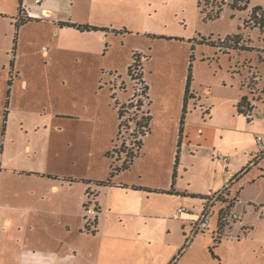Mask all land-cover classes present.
Segmentation results:
<instances>
[{
  "label": "crops",
  "instance_id": "1",
  "mask_svg": "<svg viewBox=\"0 0 264 264\" xmlns=\"http://www.w3.org/2000/svg\"><path fill=\"white\" fill-rule=\"evenodd\" d=\"M101 2L104 6L97 8L103 11L113 13L117 8L110 0ZM93 4L94 0H42L39 4L35 0H18L16 18L18 20L21 13L23 19H30L20 26L23 29L32 25L43 26L54 43L57 41L54 44L57 50H62L64 42L76 41L84 43L88 53L93 36L89 34H97L99 39L102 37V42L107 35H125V29L116 33L111 23L92 21ZM253 7L264 10V0H249L248 10L231 11L242 13L244 20ZM227 8L226 5L224 9ZM63 24H91L105 31L81 32ZM255 32L260 34L262 43H259L261 38L255 39ZM240 33L246 38L245 45L254 50H228L226 53L248 56L236 62V65L241 64L240 73H235L237 92L217 93V86L205 84L207 88L201 94L196 91L195 76L191 75L185 102L187 75L184 74L176 96L172 97L168 89L161 92L163 117L160 133L153 137L152 132H148L140 154L133 161L142 163L143 167L135 172L132 163L129 169L112 177L108 175L102 181L85 182L82 176H73L69 170L66 172L56 166L62 157L39 150L35 132L55 119L50 116L39 118L34 114L13 119L11 115L19 113L15 90L7 101L10 116L0 135V264H170L174 259L176 264L195 251V242L203 246L204 234L210 225L194 234L188 246L185 243L206 201L224 190L231 197L233 186L244 182L264 162L263 158L256 165L251 164L244 174L232 181L233 176L244 170L257 154L256 138L261 137L264 141V133L257 135L253 132L247 144L240 132L244 122L249 125L263 121L264 115L262 120L257 118L248 122L236 111L240 98L248 95L242 84L252 74L256 75L258 85L264 87V31L243 27ZM224 37L218 36L211 42ZM190 42L195 40H188ZM211 48L212 60H222L223 51L218 47ZM193 49L191 46V52ZM50 50L41 47L43 61L48 62L53 57ZM252 53L258 55L257 61L250 57ZM187 64L189 67V61ZM233 80L231 77L230 83L225 82V88L228 85L232 90ZM27 87V81L21 79L19 87L15 85L13 88L26 90ZM184 103L186 114L181 126ZM263 110L264 103L254 107L252 112L259 117ZM151 138H155V145L146 152ZM219 155L227 161L218 159ZM123 158L120 157L118 162ZM107 181V185H100ZM91 203H94L90 210L94 211L95 224L83 225L82 206L88 207ZM216 203L221 204L219 200ZM180 204L187 212L173 219L172 215ZM242 217L240 214L239 221ZM216 233L214 230V237Z\"/></svg>",
  "mask_w": 264,
  "mask_h": 264
},
{
  "label": "rangeland",
  "instance_id": "2",
  "mask_svg": "<svg viewBox=\"0 0 264 264\" xmlns=\"http://www.w3.org/2000/svg\"><path fill=\"white\" fill-rule=\"evenodd\" d=\"M110 1L117 6L113 13L97 8L102 2L94 0L90 18L100 24L111 23L116 33L125 29V35H107V39L102 42V37L99 39L97 34H89L93 35L90 38L92 47L86 53L84 43L76 41L64 42L62 50H57L54 47L57 41L54 43L43 26L16 29L18 0H0V135L10 116L7 113V101L16 90L15 101L18 102L19 113L12 114V118L23 119L34 114L39 118L50 116L55 119L35 132V137L38 135L39 150L62 157L56 166L66 172L69 170L73 176H82L85 182L107 179L112 169L121 164L116 160L114 147L124 157L134 144V120L140 111L135 107L126 109V106L132 99L133 105H136L144 85L137 79V74L141 72L138 68L132 73L136 79L128 75L133 53L139 54L138 63L144 67L143 79L149 87L152 117L149 133L152 132L153 137L161 130V92L168 89L172 97L177 95L183 84V75L188 74L187 62L191 55L194 57L190 72L196 78V91L201 94L207 88L205 84H209L208 87L217 86V93H236L238 79L235 73L241 71V64L236 65V62L248 58L246 54L240 55L234 51L235 54H224L219 62L212 60V46L201 42L203 39L211 42L215 41L211 39L218 36L239 33L243 21L247 19L243 20L242 13L227 8L223 9L219 19L206 20L198 8L200 0ZM207 1L219 4L221 0ZM255 35L256 40L261 38L258 32ZM169 37L173 39L168 40ZM243 38L246 42L245 36ZM193 39L195 44L188 43V40ZM262 42L261 38L259 43ZM189 44L194 47V51L191 52ZM42 46L51 49L53 57L48 62L43 61V54H40ZM250 57L256 61L258 59L256 53ZM243 64L247 65L246 62ZM262 72L264 76V66ZM231 77L234 78L231 81L232 90L230 86L225 88L224 85L225 82L230 83ZM21 79L27 81L26 90L13 88L15 85L19 87ZM252 79L244 86L253 82ZM263 88L258 83L255 85L253 94L257 104L253 107H260L264 103V95L258 93ZM134 93L138 95L135 97ZM116 103L124 106L123 120L130 119L128 128H122L118 136ZM60 113L64 116L59 117ZM263 115L264 110L259 117L255 114L254 120H262ZM240 132L243 141L249 144L253 132L257 135L264 133V120L249 125L244 122ZM154 140H148L144 151L153 148ZM142 167L140 162L132 165L135 172ZM260 168L252 172L244 182L236 183L231 197L226 195V190L223 191L224 195L219 196L221 204L216 203L213 207L210 229H205L204 245L195 242V251L176 264H264V177L260 178L264 176V162ZM241 187L243 189L240 191ZM91 204L89 209L94 208V203ZM86 207L83 204V225H89L94 219L93 213H88ZM222 213L225 215L222 241L218 248L213 249L219 258L218 262L211 257L209 250L215 245L212 241L213 232L217 231L219 214ZM233 213L243 214L242 220L233 222L230 216Z\"/></svg>",
  "mask_w": 264,
  "mask_h": 264
},
{
  "label": "trees",
  "instance_id": "3",
  "mask_svg": "<svg viewBox=\"0 0 264 264\" xmlns=\"http://www.w3.org/2000/svg\"><path fill=\"white\" fill-rule=\"evenodd\" d=\"M228 6L231 10L233 11H246L249 8V0H231L230 2H225L224 0H221L219 2V4H213V3H209L207 0H200V2H198V8L200 9V13L202 15H204V19L206 20H217L220 18V15L224 9L225 6ZM30 19H23L20 18L19 20H17L16 22V29H18L21 25H23L25 22H27ZM65 26H69L72 28H75L81 32L83 31H105V29H99L97 27L94 26H86V25H76V24H63ZM243 27L244 28H248V29H258L261 32L264 31V10H262L260 7H253L248 14L247 19H245L243 21ZM171 39V38H169ZM201 42L214 46V47H218L219 50H237V51H253L254 48H250L248 46L245 45L244 42V38L242 36V34L236 33L232 36H226L224 39L220 40L218 39L215 43L214 42H210V41H205V39H203ZM224 54H226L223 51ZM262 53H264V50H262ZM138 53H133L132 54V64L129 66L128 68V75L131 79H136L133 77L132 73L133 70H136L137 68L139 70H141L140 75L137 74V79L140 81V83H142L144 85L143 89H142V93L141 95H138L137 93H134L133 95L136 97L137 95L140 96L139 99L137 100L136 105L134 103V99L131 100V102H129V104L125 107L126 109H130L135 107L136 110L140 111V115L136 118L135 122V127H136V132H135V141L133 146L124 154V158L121 161L120 166H116L112 169L110 176H114L116 173H119L120 171H124L127 170L131 167L133 161L135 160L136 157H138V155L141 152L142 149V145H143V139L144 137L148 134L149 132V125L151 122V115H150V105H151V101L149 98V87L146 84V82L143 79V65L139 64L138 62ZM261 60V58H260ZM145 61H147V59L145 58ZM192 61H193V56H190L189 59V68H188V74H187V79H186V86H185V102L187 101V96L189 95V85H190V81H191V68H192ZM254 80L253 82L250 81L247 85L244 86V84H242V87L246 88L248 91V95L242 96L240 98V100L238 101L237 105H236V111L239 115H242L244 117H246V113L248 111H251V109L253 107L250 106V101H256L254 99V94L253 91L256 90L255 89V85L257 84V80H256V75L255 77H253V74L251 76ZM250 77V78H251ZM249 78V80H250ZM252 87V88H250ZM258 93L264 94V88L261 89ZM249 95L251 97H249ZM134 97V98H135ZM143 98V99H141ZM258 100H261V98H258ZM124 106L121 105L119 106L118 103H116V110H117V116H118V134L119 135L120 131L122 128L127 127L128 128V122H130V119H128V121H124V114L125 111H123ZM186 114V103H184L183 106V110H182V117H181V122L180 125L182 126L183 124V119L185 117ZM247 119V118H246ZM248 122H251L249 119H247ZM127 122V123H126ZM113 152L117 153V157L116 160L120 161V153H118L114 147ZM112 158V157H111ZM264 158V153H260L258 156L254 157V159L252 161L249 162L248 166L242 170L239 174L234 175L232 178V181L237 180L242 174H244L246 172V170L250 167L251 164H258V162ZM178 160V151L176 153V157H175V164L177 163ZM173 177H175V173L173 175ZM109 182H102L100 183V185H107ZM234 202V200H233ZM233 206V205H232ZM231 206V207H232ZM230 207V209H231ZM98 211V210H97ZM96 211V212H97ZM219 219H218V229H217V233L213 239V243L215 244L212 249L209 250L211 256L216 259L217 261H219L218 257L215 256L214 254V248H216V246L221 242L222 239V234H221V230L224 228L225 224H224V219H225V215L222 213V215L219 214ZM95 221H92L90 225H94ZM175 263V259L170 263V264H174Z\"/></svg>",
  "mask_w": 264,
  "mask_h": 264
},
{
  "label": "built area",
  "instance_id": "4",
  "mask_svg": "<svg viewBox=\"0 0 264 264\" xmlns=\"http://www.w3.org/2000/svg\"><path fill=\"white\" fill-rule=\"evenodd\" d=\"M41 1L42 0H35V3L39 4ZM20 17H22L21 13H20ZM255 104H256V101H252V100L250 101L251 107H253ZM253 108L251 109V111H248L246 113V118L249 119L250 121H252L255 118V116L252 112ZM256 142H257L258 151H257V154L255 155V157L258 156V154H260V153H264V141L262 140V138L257 137ZM217 158L224 161V162L227 161V158L220 156V155L217 156ZM222 194H223V191L216 194V195H213L210 199H208L206 201V205L204 206L199 217L192 224L191 232H190V235L188 236V238L186 239L185 246H188L190 244V241H191L192 237L194 236V234L201 232V231L208 228L209 220H210V217L212 216V208L215 205V203L217 202V200H219V196ZM86 208H88V207H86ZM87 212L88 213H94V211L90 210L89 208L87 209ZM185 212H187L186 207L183 206L182 204H180V205H178L175 212L173 213L172 218L178 219L180 217V215L185 213ZM230 216H231V219L233 220V222L240 220L239 214L233 213V214H230ZM91 222L89 223V225L91 224Z\"/></svg>",
  "mask_w": 264,
  "mask_h": 264
},
{
  "label": "flooded vegetation",
  "instance_id": "5",
  "mask_svg": "<svg viewBox=\"0 0 264 264\" xmlns=\"http://www.w3.org/2000/svg\"><path fill=\"white\" fill-rule=\"evenodd\" d=\"M20 18H22V17H20V14H19V15H18V20H19Z\"/></svg>",
  "mask_w": 264,
  "mask_h": 264
}]
</instances>
